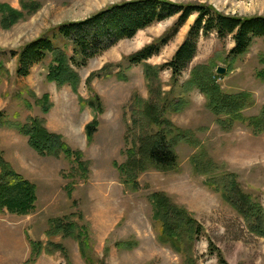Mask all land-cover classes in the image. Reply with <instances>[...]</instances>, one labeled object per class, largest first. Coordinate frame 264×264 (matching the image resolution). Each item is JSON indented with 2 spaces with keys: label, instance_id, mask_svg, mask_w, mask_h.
Masks as SVG:
<instances>
[{
  "label": "rangeland",
  "instance_id": "374dc122",
  "mask_svg": "<svg viewBox=\"0 0 264 264\" xmlns=\"http://www.w3.org/2000/svg\"><path fill=\"white\" fill-rule=\"evenodd\" d=\"M123 1L128 0H25L26 5L21 0H0V58L4 65L0 70V114L7 121L23 124L33 118L44 120L51 132L82 153L87 167L85 171L63 153L41 155L28 136L0 126L4 158L38 192L31 213H0V264H264V236L254 232L245 217L206 184L210 177L233 174L238 186L264 210V131L256 133L243 123L230 130L223 128L203 93L186 86L195 68L209 66L224 91L252 94L254 104L243 111L246 117L259 115L264 107V81L258 77L264 69V38L255 39L246 54L235 58L230 55L231 37L202 36L197 56L177 82L170 70L159 72L161 89L154 97L187 101L181 112L170 111L165 117L192 131L200 146L181 142L176 148L178 166L167 171L150 167L137 173V187L126 182L119 166L128 159L134 135L141 133L140 121L134 126L132 99L138 95L145 103L152 94L144 63L128 69L127 57L162 37L176 18L141 30L94 57L87 66L76 68L81 79L77 92L47 78L52 55L35 65L28 76L18 74V53L26 44L61 24L83 20ZM171 1L207 3L227 15L264 16V0ZM11 9L21 16L4 23V14ZM194 20L192 16L146 63L160 67L170 61ZM107 65L112 66V75L95 77L90 90V75ZM219 67L226 72L218 73ZM119 72L126 73L127 79L116 77ZM45 95L52 104L48 113L44 111L48 106ZM94 95L103 105L100 113L80 103V97ZM95 118L99 124L89 141L86 126ZM202 151L206 167L197 171L192 158ZM155 192L185 208L199 225V234L180 250L160 239L161 225L151 199ZM56 219L71 222L75 228L69 234H55ZM31 240L44 245L33 261Z\"/></svg>",
  "mask_w": 264,
  "mask_h": 264
},
{
  "label": "trees",
  "instance_id": "16d2710c",
  "mask_svg": "<svg viewBox=\"0 0 264 264\" xmlns=\"http://www.w3.org/2000/svg\"><path fill=\"white\" fill-rule=\"evenodd\" d=\"M21 2L22 5H26L25 0ZM4 15V23L9 20L13 23L16 17L21 16L13 9ZM192 16H195L194 23L172 59L160 67L146 63L151 57L160 53ZM171 18H176L174 26L162 37L127 57L130 63L128 69L132 65L144 63L145 76L152 94L151 99L145 103L141 102L138 95L132 99L131 113L134 126H138L140 121L138 127L141 133L134 135L131 147L127 150L128 159L119 166L126 182L132 183L135 187H137L135 183L137 173L150 167L165 171L175 169L179 163L176 148L181 142H186L195 148L200 146V142L192 131L175 126L165 117L170 111L181 112L186 107L187 101L185 98L168 100L162 95L154 97L157 95L155 92L161 89L159 72L170 70L173 80L177 82L197 56L200 38L214 33L222 40L228 37L233 39L234 46L230 52L232 57L246 54L255 39L264 38V16L227 15L210 4L200 2L128 0L111 4L83 20L61 24L52 29L49 34L26 44L18 53V74L28 76L35 65L43 62L48 55H52L53 62L47 78L59 86L70 85L77 92L81 79L76 68L87 66L91 59L120 41L131 39L139 31ZM71 49L72 53H68ZM3 66L0 58V70ZM111 67L107 65L100 71L92 73L88 79L89 84L95 77L104 73L106 76H111ZM126 76L123 72L116 74V77L122 80L127 79ZM258 77L264 81V69L258 72ZM186 86L197 88L203 93L208 108L218 117V122L223 128L230 130L237 123H243L256 133L261 134L264 131V107L259 115L246 117L243 111L254 104L252 94L246 91L238 93L224 91L214 79L209 66L195 68ZM90 90H92L91 84ZM44 98L48 102L44 111L48 113L52 104L49 102L48 95ZM80 103L82 107L89 106L97 113L103 111L98 95L89 99L80 97ZM98 124V119L95 118L86 126L89 141L93 139ZM3 125L17 129L28 136L30 145L41 155L60 156L63 153L70 160L78 162L79 167L87 170L82 153L73 150L61 135L51 132L44 120L33 118L23 124L7 121L0 114V126ZM202 157L203 151L192 158L197 171L201 169V166L203 169L206 167ZM206 184L220 192L222 197L245 217L254 232L264 236V210L238 186L233 174L210 177L206 180ZM151 199L154 203L155 218L161 225L160 239L163 242L180 250L182 246L188 244L190 238L199 234L198 223L185 208L172 203L162 192L152 193ZM37 200V186L13 168L4 158L0 148V213L10 211L17 214H29L36 208ZM54 223L55 234L59 232L69 234L75 228L73 223L60 219L54 220ZM31 246L30 261H33L42 252L44 245L40 241L31 240ZM57 246L61 247L59 244Z\"/></svg>",
  "mask_w": 264,
  "mask_h": 264
},
{
  "label": "water",
  "instance_id": "95a60500",
  "mask_svg": "<svg viewBox=\"0 0 264 264\" xmlns=\"http://www.w3.org/2000/svg\"><path fill=\"white\" fill-rule=\"evenodd\" d=\"M225 72H226V69L225 68H222V67H219L218 68V73L224 74Z\"/></svg>",
  "mask_w": 264,
  "mask_h": 264
}]
</instances>
